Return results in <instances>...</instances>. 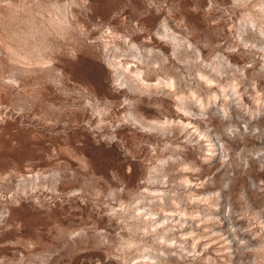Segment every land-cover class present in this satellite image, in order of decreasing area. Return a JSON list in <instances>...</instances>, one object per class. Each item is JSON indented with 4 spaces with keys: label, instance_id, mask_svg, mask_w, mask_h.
I'll use <instances>...</instances> for the list:
<instances>
[{
    "label": "rangeland",
    "instance_id": "1",
    "mask_svg": "<svg viewBox=\"0 0 264 264\" xmlns=\"http://www.w3.org/2000/svg\"><path fill=\"white\" fill-rule=\"evenodd\" d=\"M0 264H264V0H0Z\"/></svg>",
    "mask_w": 264,
    "mask_h": 264
}]
</instances>
